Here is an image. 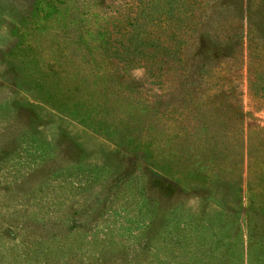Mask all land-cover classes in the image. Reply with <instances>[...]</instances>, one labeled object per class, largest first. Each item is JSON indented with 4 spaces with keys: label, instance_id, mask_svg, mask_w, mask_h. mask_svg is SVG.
Wrapping results in <instances>:
<instances>
[{
    "label": "rangeland",
    "instance_id": "1",
    "mask_svg": "<svg viewBox=\"0 0 264 264\" xmlns=\"http://www.w3.org/2000/svg\"><path fill=\"white\" fill-rule=\"evenodd\" d=\"M192 4L0 0V264H264V0Z\"/></svg>",
    "mask_w": 264,
    "mask_h": 264
},
{
    "label": "trees",
    "instance_id": "2",
    "mask_svg": "<svg viewBox=\"0 0 264 264\" xmlns=\"http://www.w3.org/2000/svg\"><path fill=\"white\" fill-rule=\"evenodd\" d=\"M189 1V0H188ZM187 0H137V3L140 7V10L135 12V16L132 18L130 29L124 30L122 35L128 41V43H133L142 38V33L144 31L143 23H138L137 15L141 16L142 19L147 23L150 22V25L157 29H167L166 35L170 33V38L172 41L177 42L180 40L177 34L179 31L185 29L186 21L188 19V12H191L190 15H194V7L192 0L188 2ZM185 6V8H184ZM140 28V33L138 34V29ZM246 32V31H245ZM245 36V34H244ZM167 50L173 55L174 52L171 50V47H167ZM249 87L255 92L258 91L264 97V71H258L249 78ZM52 240H55L54 237H51ZM43 239H36L31 243V247L28 245H23L24 249L22 254L25 256L26 261L33 260L34 264H49L48 255L52 254V250L56 249L53 243L52 250H43ZM58 243V242H57ZM37 244V248L32 247ZM47 248V247H46Z\"/></svg>",
    "mask_w": 264,
    "mask_h": 264
}]
</instances>
